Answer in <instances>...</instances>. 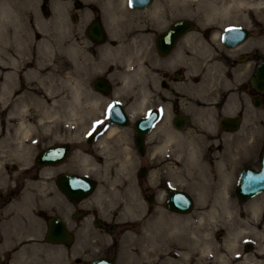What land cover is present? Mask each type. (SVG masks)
Instances as JSON below:
<instances>
[{
	"label": "flooded vegetation",
	"instance_id": "flooded-vegetation-1",
	"mask_svg": "<svg viewBox=\"0 0 264 264\" xmlns=\"http://www.w3.org/2000/svg\"><path fill=\"white\" fill-rule=\"evenodd\" d=\"M257 1L255 15L232 13L244 4L200 25L180 14L181 0H67L71 20L82 13L80 108L77 119L55 121L79 129L54 128L32 154L0 167V238H44L57 218L70 237L64 264H184L178 230L193 208L197 143L225 174L233 143L247 149L233 132L248 104L263 120L264 89L251 83L264 61ZM172 11L180 16L168 19ZM185 18L187 28L169 32ZM93 23L102 39L88 35ZM254 143L238 171L260 167L264 134ZM177 191L188 211L167 206L184 205Z\"/></svg>",
	"mask_w": 264,
	"mask_h": 264
},
{
	"label": "rangeland",
	"instance_id": "rangeland-1",
	"mask_svg": "<svg viewBox=\"0 0 264 264\" xmlns=\"http://www.w3.org/2000/svg\"><path fill=\"white\" fill-rule=\"evenodd\" d=\"M66 1L0 0V15L4 19V30L0 33V73H14L8 81L10 86L14 84L17 87L16 90L6 89L7 93H4L0 84V167L15 160L20 153L32 154L36 147L51 139L54 128L79 129L73 126L74 123L69 127L65 122L55 121L77 119L80 108L82 13L76 11L77 18L71 20ZM224 1L231 0L217 2L221 4ZM247 1L246 10L234 4L233 8L239 9L231 10L232 13L255 15L259 1ZM197 4L194 0L185 1L180 14L197 19L200 25L208 24L209 20L199 13ZM178 14L172 11L168 19L180 16ZM1 60L6 61L4 66ZM37 66L43 76L52 73L53 80L48 78L43 85L38 84L34 72ZM31 88L35 90L39 102L31 103L24 98L14 101ZM261 107L263 120L255 121L256 110L248 104L245 121L237 132H233V135L247 137L241 140L247 141V149L243 146L245 143H233L231 169H227L225 174L217 164V156L215 161L200 156L203 155V148L201 143H197L199 153L193 157V178L197 186L190 191L193 208L183 217L181 229L178 230L184 242V264H264V191L239 201L233 189L242 161L252 158L245 154L255 144L254 141L264 134V103ZM19 122L27 126L26 135L23 134L24 129L17 126ZM185 160L190 162L186 156ZM169 165L172 166L171 163ZM223 176L226 182L230 181V188L224 185ZM211 207H225V211L218 218L214 216L210 224H204L201 232L199 214ZM191 228L193 234L190 236ZM235 235L237 251L227 254L223 259L215 257L216 248ZM246 244H250V247L245 248ZM207 252L212 253L208 255ZM220 252L223 253V250ZM64 256V244H50L43 238H0V264H64Z\"/></svg>",
	"mask_w": 264,
	"mask_h": 264
},
{
	"label": "water",
	"instance_id": "water-1",
	"mask_svg": "<svg viewBox=\"0 0 264 264\" xmlns=\"http://www.w3.org/2000/svg\"><path fill=\"white\" fill-rule=\"evenodd\" d=\"M191 22L188 19H180L173 23L171 30L169 32H172L173 28L177 29L180 26H183L184 28H187ZM228 29L226 28L224 32H226ZM174 32V31H173ZM223 32V35H224ZM88 35L93 39H102V30L99 28L97 23H93L89 29L87 30ZM168 47H170V44H168ZM251 83L256 86L258 89H264V61L259 63L257 67L255 68V71L252 74L251 77ZM236 119L237 117H232L231 119V127H236ZM49 151L48 148H45L41 150V153H39L41 156L46 154ZM260 178L259 181L257 179ZM83 183L86 185H90L89 180H84ZM264 190V152L262 154L261 158V164L260 167L257 170H254L250 167H242L237 175V178L235 180V187L234 192L238 200L243 201L249 197H252L253 195L261 192ZM86 192V191H85ZM179 196L183 197L184 205H176L173 204H167V206L173 210L177 211H188L191 208L190 205V199L189 196L184 192L177 191ZM44 240L49 243H68L70 241V237L67 235V232L65 231L62 222L55 218L48 221L46 226V231L44 234ZM250 244H246L245 248H249Z\"/></svg>",
	"mask_w": 264,
	"mask_h": 264
},
{
	"label": "bare ground",
	"instance_id": "bare-ground-1",
	"mask_svg": "<svg viewBox=\"0 0 264 264\" xmlns=\"http://www.w3.org/2000/svg\"><path fill=\"white\" fill-rule=\"evenodd\" d=\"M105 1V0H104ZM185 1H188V0H181L182 2V5L183 7L184 4H185ZM192 1V0H191ZM196 1L198 4V11L199 13H203L205 15V17L207 18V20H213L212 19V16L215 14V13H226L228 14L227 12H230L232 10V8L234 7V4L237 5V7H240L242 5H248L249 2L247 0H231L229 2H221V4H218V2L216 0H194ZM264 1V0H263ZM102 2V1H101ZM108 2V0H107ZM168 2V1H167ZM106 4V3H105ZM244 5V6H245ZM107 7V6H106ZM170 8V7H169ZM7 9V8H6ZM180 10V9H179ZM9 11V10H8ZM107 11V10H106ZM155 13V12H154ZM115 14V13H114ZM153 14V13H152ZM203 15V16H204ZM115 17V16H114ZM169 17V16H168ZM5 18V17H4ZM158 18V17H157ZM3 24H4V19H3V16L0 15V33L2 32V30H4V27H3ZM217 24V23H216ZM148 33V32H147ZM138 39V38H137ZM136 39V40H137ZM132 44V43H131ZM118 47V46H117ZM108 48V47H107ZM115 48V46H114ZM116 49V48H115ZM117 51V50H115ZM110 52V51H109ZM176 57V55H175ZM177 58V57H176ZM4 64H6V61L4 60H1V65L4 66ZM8 64V63H7ZM24 64V63H23ZM25 65V64H24ZM15 66H18V64H15ZM1 67V66H0ZM35 74H36V78H37V82L38 84L40 85H43L45 82H46V79L50 78V81L53 80L52 78V73H49V75H46V76H43L42 74V70L40 69V67H36L35 70H34ZM14 73H0V77L2 76L3 78V81L0 82L1 84V87L3 88V90L5 91L4 93H7V90L6 89H14L16 90L17 87L12 84L10 86V83L8 81V79L11 78V76L13 75ZM59 75V74H58ZM65 76V75H64ZM15 93V92H14ZM14 93H12L14 95ZM24 98L25 100H29L31 103H34V102H39V99L36 98L35 96V90H33L32 88L27 91L24 96H18L17 98L14 99V101L16 100H20ZM27 102V101H26ZM44 105V104H43ZM23 111L21 110V113ZM17 126L19 128H23V134L26 135L27 131H28V128L27 126L25 125L24 122H19L17 124ZM156 147V146H155ZM127 148V147H126ZM162 148V147H161ZM127 151V150H126ZM161 151V150H160ZM158 152V151H157ZM125 154V153H124ZM130 161V160H129ZM120 163L118 164V166H125L127 167L128 166V157H123L122 159H120L119 161ZM118 163V162H117ZM132 163V162H131ZM119 168V167H118ZM120 169V168H119ZM122 169V168H121ZM125 169V168H124ZM260 178L257 179V181H259ZM225 189V188H224ZM219 194V193H218ZM222 195V194H221ZM225 196V195H224ZM223 197V196H222ZM211 199V198H210ZM211 202V201H210ZM205 205V203H204ZM258 207V206H257ZM253 208V206H252ZM255 208V207H254ZM253 210V209H252ZM225 211V207H221V208H218V209H214V208H210L206 211H203L199 214V219H200V229H201V232L203 230V225L204 224H210L213 220H214V216L215 217H219V215H221L223 212ZM228 211V210H227ZM185 216V215H184ZM172 218V217H171ZM216 220H219L217 219ZM175 219V218H174ZM176 220V219H175ZM173 222V221H172ZM186 227V225L184 226V228ZM183 228V229H184ZM176 229V228H175ZM174 229V230H175ZM206 230V229H205ZM193 234V229L191 228L190 231H189V234L190 236ZM204 236V235H203ZM237 236H231V239H228L226 240L222 245H220L218 248H216L215 250V257L217 258H224L226 257L227 254H233L235 251H237L238 249V242H237ZM205 239H203L204 241ZM203 242L201 241V244ZM207 243V242H206ZM210 244V243H209ZM203 245V244H202ZM205 245V244H204ZM203 248H206V247H203ZM207 249V248H206ZM220 250H223V253L220 252ZM212 251V250H211ZM214 251V249H213ZM202 252V251H201ZM212 253V252H211ZM210 252H207V254H211ZM203 254V253H201ZM207 255V257H208ZM213 255V254H212ZM211 256V255H210ZM213 259V258H212ZM223 262V261H222Z\"/></svg>",
	"mask_w": 264,
	"mask_h": 264
}]
</instances>
